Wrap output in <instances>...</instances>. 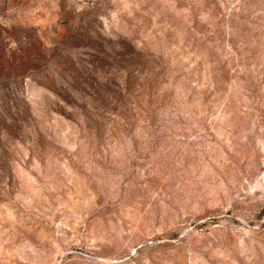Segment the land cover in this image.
<instances>
[{"label": "rangeland", "instance_id": "obj_1", "mask_svg": "<svg viewBox=\"0 0 264 264\" xmlns=\"http://www.w3.org/2000/svg\"><path fill=\"white\" fill-rule=\"evenodd\" d=\"M0 264H264V0H0Z\"/></svg>", "mask_w": 264, "mask_h": 264}]
</instances>
